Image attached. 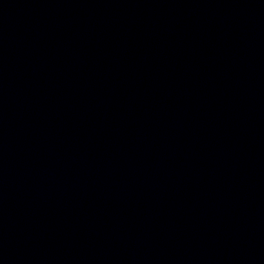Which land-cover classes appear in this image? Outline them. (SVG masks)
Segmentation results:
<instances>
[{
  "label": "water",
  "instance_id": "95a60500",
  "mask_svg": "<svg viewBox=\"0 0 264 264\" xmlns=\"http://www.w3.org/2000/svg\"><path fill=\"white\" fill-rule=\"evenodd\" d=\"M0 264H264V0H0Z\"/></svg>",
  "mask_w": 264,
  "mask_h": 264
}]
</instances>
